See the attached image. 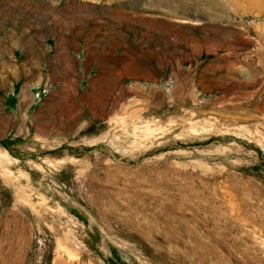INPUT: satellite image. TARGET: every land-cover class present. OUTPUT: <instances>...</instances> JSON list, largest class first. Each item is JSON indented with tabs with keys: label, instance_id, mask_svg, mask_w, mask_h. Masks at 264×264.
Listing matches in <instances>:
<instances>
[{
	"label": "rangeland",
	"instance_id": "obj_1",
	"mask_svg": "<svg viewBox=\"0 0 264 264\" xmlns=\"http://www.w3.org/2000/svg\"><path fill=\"white\" fill-rule=\"evenodd\" d=\"M0 264H264V0H0Z\"/></svg>",
	"mask_w": 264,
	"mask_h": 264
}]
</instances>
